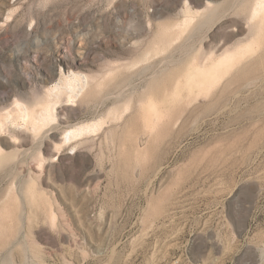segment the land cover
Masks as SVG:
<instances>
[{
	"label": "rangeland",
	"instance_id": "obj_1",
	"mask_svg": "<svg viewBox=\"0 0 264 264\" xmlns=\"http://www.w3.org/2000/svg\"><path fill=\"white\" fill-rule=\"evenodd\" d=\"M263 2L0 0V264H264Z\"/></svg>",
	"mask_w": 264,
	"mask_h": 264
},
{
	"label": "bare ground",
	"instance_id": "obj_2",
	"mask_svg": "<svg viewBox=\"0 0 264 264\" xmlns=\"http://www.w3.org/2000/svg\"><path fill=\"white\" fill-rule=\"evenodd\" d=\"M259 5V4H258ZM260 7L264 6V2L260 4ZM80 52V51H79ZM63 53L61 52L60 55H62ZM80 77L81 82L77 85L79 86L77 90H83L84 86L87 85L89 83V79L87 77H84L82 75H77ZM163 128V127H162ZM165 130V128H163V131Z\"/></svg>",
	"mask_w": 264,
	"mask_h": 264
}]
</instances>
